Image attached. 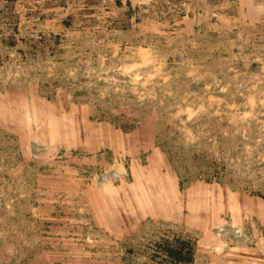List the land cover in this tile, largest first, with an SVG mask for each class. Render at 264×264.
<instances>
[{
  "label": "rangeland",
  "instance_id": "1",
  "mask_svg": "<svg viewBox=\"0 0 264 264\" xmlns=\"http://www.w3.org/2000/svg\"><path fill=\"white\" fill-rule=\"evenodd\" d=\"M0 264H264V0H0Z\"/></svg>",
  "mask_w": 264,
  "mask_h": 264
},
{
  "label": "trees",
  "instance_id": "2",
  "mask_svg": "<svg viewBox=\"0 0 264 264\" xmlns=\"http://www.w3.org/2000/svg\"><path fill=\"white\" fill-rule=\"evenodd\" d=\"M173 255H176V253L172 252Z\"/></svg>",
  "mask_w": 264,
  "mask_h": 264
}]
</instances>
